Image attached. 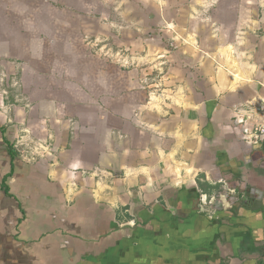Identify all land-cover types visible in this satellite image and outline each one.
Masks as SVG:
<instances>
[{
  "label": "crops",
  "instance_id": "crops-1",
  "mask_svg": "<svg viewBox=\"0 0 264 264\" xmlns=\"http://www.w3.org/2000/svg\"><path fill=\"white\" fill-rule=\"evenodd\" d=\"M153 2L0 0V264H264V0Z\"/></svg>",
  "mask_w": 264,
  "mask_h": 264
},
{
  "label": "rangeland",
  "instance_id": "rangeland-1",
  "mask_svg": "<svg viewBox=\"0 0 264 264\" xmlns=\"http://www.w3.org/2000/svg\"><path fill=\"white\" fill-rule=\"evenodd\" d=\"M112 1V0H111ZM117 2V1H115ZM153 2V0H137V7L138 14H137V20H138V27L139 29L145 25V8L146 5H150ZM123 7V9L129 10V3L128 1L124 3L120 2L117 4H107L106 10H105V23L106 26L103 31L99 30L103 26L101 25V22L94 17L93 15L90 20V29L91 32L89 34V39L96 40L100 39V43H104L102 49H99L97 46H95L94 50H100L102 51L107 57H111L112 59H121L123 63L128 67L129 63L125 62V58H127L130 54V52H137V51H143L145 47V36H147V32L143 30H138L137 37L135 38V33L128 30L130 17L127 15L120 14L119 10H116L115 8ZM96 7V4L94 5ZM121 27V28H120ZM98 36V38H97ZM132 38V41H137L136 44H133L130 48L129 40ZM134 38V39H133Z\"/></svg>",
  "mask_w": 264,
  "mask_h": 264
},
{
  "label": "built area",
  "instance_id": "built-area-1",
  "mask_svg": "<svg viewBox=\"0 0 264 264\" xmlns=\"http://www.w3.org/2000/svg\"><path fill=\"white\" fill-rule=\"evenodd\" d=\"M258 110V115L262 117V121L258 120L255 123L253 133L251 135H248L250 136L248 140L249 142H264V105L262 107H259Z\"/></svg>",
  "mask_w": 264,
  "mask_h": 264
},
{
  "label": "trees",
  "instance_id": "trees-1",
  "mask_svg": "<svg viewBox=\"0 0 264 264\" xmlns=\"http://www.w3.org/2000/svg\"><path fill=\"white\" fill-rule=\"evenodd\" d=\"M11 155H12V158L14 157V152L12 151V149H11Z\"/></svg>",
  "mask_w": 264,
  "mask_h": 264
},
{
  "label": "water",
  "instance_id": "water-1",
  "mask_svg": "<svg viewBox=\"0 0 264 264\" xmlns=\"http://www.w3.org/2000/svg\"><path fill=\"white\" fill-rule=\"evenodd\" d=\"M253 192L255 191V190H252ZM258 193H260L259 191H258Z\"/></svg>",
  "mask_w": 264,
  "mask_h": 264
}]
</instances>
